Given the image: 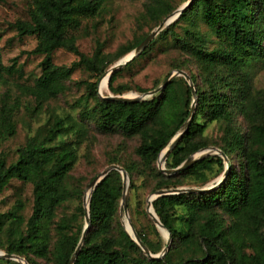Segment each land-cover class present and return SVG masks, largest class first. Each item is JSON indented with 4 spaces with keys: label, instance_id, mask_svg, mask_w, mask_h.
Returning <instances> with one entry per match:
<instances>
[{
    "label": "trees",
    "instance_id": "16d2710c",
    "mask_svg": "<svg viewBox=\"0 0 264 264\" xmlns=\"http://www.w3.org/2000/svg\"><path fill=\"white\" fill-rule=\"evenodd\" d=\"M103 2L32 0L29 20H17L13 24L19 37H36L31 53L43 57L41 74L28 92L36 106H41L65 91V82L75 68H84L97 79L88 85L94 104L85 108L83 116L94 122L101 133L138 137L140 144L136 154L150 168L189 118L192 88L178 76L163 91L139 102L99 98L96 91L99 78L115 61L137 49L150 34L149 31L138 36L131 45L120 48L115 60L103 55L100 47L91 57L81 54L75 45L74 32L82 19L99 14ZM172 11L165 0H146L143 15L152 30ZM199 23L207 30L202 31ZM178 26L180 34L175 31ZM163 28L139 57L150 55L157 43L170 40L196 68L195 76H188L197 97V110L188 130L170 151L166 168H177L204 148L206 145L199 137L208 124L220 121L226 125L220 150L229 161V171L213 189L163 196L152 202L161 225L182 248L183 255L181 251L177 261H172V252L177 247L171 248L161 259L135 260L130 253L141 251L123 227H119L116 238L109 236L123 194L120 173L110 172L91 194L88 208L91 229L73 264H264V95H252L250 72L252 65L264 60V0H192L174 22ZM57 49L73 53L79 60L69 68L56 67L52 55ZM184 67V62H179L173 69L185 72ZM118 74L115 70L110 75L109 89L121 95L127 89L112 88ZM14 112L12 107L0 109V137L3 139L16 133ZM239 115L249 123L245 134L234 125ZM72 132L80 135L81 129L73 130L56 118L42 136L27 139L14 163L8 164L0 154V194L11 180L30 183L33 187V207L27 220L20 214L23 209L20 203L0 214V234L6 231L8 241L6 246L0 245L3 254L16 255L27 264H33L31 257L45 259L49 256L56 264L69 263L84 224L77 227L73 224L76 215L58 223L53 221L56 209L70 201H79L77 216L84 218L85 214L80 201L82 185L70 182L69 173L77 161V143H68L65 139ZM233 155L241 161L239 168L232 164ZM214 166L219 173L224 171L223 159L218 155L208 156L171 176L156 172V190L181 187L180 178L186 177H199L203 185L207 181L205 172ZM124 170L131 173L127 167ZM88 197L89 194L87 200ZM177 207L184 208L186 216L180 218L181 226L176 228L173 211ZM224 216L228 217V225ZM52 224L55 225L53 243ZM137 235L149 252L155 254L145 237ZM187 251L189 256L185 254Z\"/></svg>",
    "mask_w": 264,
    "mask_h": 264
},
{
    "label": "rangeland",
    "instance_id": "374dc122",
    "mask_svg": "<svg viewBox=\"0 0 264 264\" xmlns=\"http://www.w3.org/2000/svg\"><path fill=\"white\" fill-rule=\"evenodd\" d=\"M165 1L169 3L173 9L172 14H174L189 0ZM31 2L32 0H0V109L14 108L13 119L16 128V133L13 137L7 139L0 137V154L5 156L8 164L14 163L17 159L18 150L25 145L27 139L34 135L42 136L44 130L49 128L56 118L63 120L64 125L73 128V130L74 128H80V135L72 132L65 140L68 143H77V161L69 175L70 182L73 185H82L83 193L80 200L82 207L84 208L85 195L92 178L110 166L116 165L123 170L124 167L129 168L131 170L130 174L124 170L128 176L127 217L120 213L121 198L118 213L111 223L109 236L116 238L120 226L125 231L127 229L130 235L133 236L132 230L127 225L128 220L134 232L145 237L155 252V254L151 253L153 256H159L165 248H168V252L171 248L175 249L177 247L172 252V261L179 260L178 254L181 253L182 248L178 247L171 234L165 229L170 234L168 243L167 235L164 236L161 230L153 223L146 210L147 200L156 196L159 192H172L178 189H213L219 185L218 182L225 171V164L222 173H219V169L216 166L205 172L207 181L203 185H201L199 177H186L184 179L180 178V182L183 184L181 187L163 189L161 191L156 190L157 176L155 177V173L171 175L160 171L158 159L150 168L142 163L136 154L140 139L138 137L128 138L119 133H101L94 122L83 116L82 113L85 108H90L94 104L88 85L95 82L97 78L93 77L82 67L74 69L69 79L65 82L66 89L62 94L37 107L36 102L28 92V88L33 86L35 79L41 74L40 62L43 57L31 53L37 43L36 37H19L13 26L17 20H29ZM145 2L146 0H104L99 14L94 18L82 19L76 32H74L75 45L78 51L87 57H91L94 51L100 47L103 55L108 56L110 60H115L120 48L128 47L134 38L143 36L149 31L151 33L157 28L151 30L150 22L144 19ZM198 25L202 31L207 30L203 24L199 23ZM181 26L183 25L181 24ZM164 29L162 28L160 32ZM175 31L180 34L181 27H176ZM129 54L115 61L107 69L105 75L99 78L96 88L99 98L104 99L108 96L136 98L145 94V92L155 90L162 85L170 74L177 71L173 69V66L179 62H184V71L187 74L192 76L196 74V68L191 62L187 61V56L181 54L170 40L161 41L155 45L150 55L145 57H139L138 55L130 61L129 66L126 64L116 70L117 72L119 71V74L112 84V88L120 87L127 90L121 95L114 94L109 89V80L107 84V75L120 60L126 58ZM78 60V56L64 49H57L52 55V61L56 67L69 68ZM250 72L252 75V95L262 97L264 95V60L252 65ZM187 85L189 86L188 83ZM139 90H143L144 93L139 92ZM192 90L195 91L193 84ZM146 99H149V97H145L142 100ZM193 99L195 113L197 110L196 94ZM196 121L200 122V119L197 118ZM234 125L241 133L245 134L248 132L249 123L245 117L237 116ZM225 127L226 125L220 121L208 124L203 134L199 137L200 142L206 146L193 155L210 151V156H214L216 152L211 151L212 149L221 152L220 148L222 139H224ZM161 164L162 168L167 169L166 160L162 161ZM232 164L239 168L241 161L233 155ZM228 171L229 168L225 171V176ZM78 202V200L70 201L59 206L55 211L53 222L58 223L61 219L72 218L73 215H76L73 224L77 227L82 223L85 227L84 218L77 216L76 207ZM19 203L23 207L20 214L24 220H27L33 207L32 184L11 180L0 194V214L7 213ZM150 212L154 217H157L153 208ZM173 214L174 225L177 228L181 226L179 224L180 218L186 216L185 209L177 207L174 209ZM200 219H203V217ZM224 219L226 225H228V217L224 216ZM54 228L55 225L52 224L50 226L51 243L55 241ZM90 229L89 224L86 235ZM7 243V234L6 231H3L0 234V245L6 246ZM0 252L4 253L1 249ZM185 254L189 256L190 253L187 251ZM130 255L135 260L146 257L142 251L139 253L131 252ZM181 255H183V251ZM2 260L0 264H7ZM23 260L25 261V259ZM31 260L33 264H56L51 256L45 259L31 257ZM12 262L14 263L11 264H21L17 261Z\"/></svg>",
    "mask_w": 264,
    "mask_h": 264
},
{
    "label": "water",
    "instance_id": "95a60500",
    "mask_svg": "<svg viewBox=\"0 0 264 264\" xmlns=\"http://www.w3.org/2000/svg\"><path fill=\"white\" fill-rule=\"evenodd\" d=\"M192 0H189L188 3H186L185 5H183L176 13L171 14L170 16H168L167 18H165L160 25L153 30L148 36L147 38L141 43V45L134 50V52L130 53L126 58L120 60L110 71H109V75H107V84H108V80L110 75L112 74V72H114L115 70H118L120 68H122L123 66H125L127 63H129L130 61H132L136 56L140 55V53L142 51H144L146 49V47L150 44V42L153 40V38L161 31V29L165 26L170 24L171 22H173L174 20H176L181 13L190 5ZM182 77L184 78V80L189 84V86L192 88V82L190 80V77L188 76V74H186L183 71H175L174 73L170 74L162 83V85L152 91L146 92L145 94H142L139 97L136 98H128V97H118V96H108L105 99L110 100V101H116V102H139L142 101V99H144L145 97H150L156 93H159L161 91H163V89L166 87V85L175 77ZM192 94L193 97L195 96V91L192 90ZM193 114H194V99H193V104L191 105V110H190V115L189 118L187 119V121L182 125V127L180 128V130L178 131V133L174 136V138L171 139V141L169 142L168 147L162 151L159 155L158 158V168L160 169V171H162L163 173L169 174V175H173L176 174L178 172L184 171L188 168H190L191 166H193L196 162L210 156L211 153L207 152V153H203L200 152L196 155H192L190 157H188L180 166H178L177 168L173 169V170H167L165 168H162V164L161 162L164 160H166L168 154L170 153V151L172 150V148L180 141V139L182 138V136L184 135V133L188 130V127L192 121L193 118ZM211 151H214L216 153H214L215 155H218L223 159L224 164H225V171L228 169V159L222 154V152H220L219 150L216 149H212ZM112 171H116L119 172L122 176V185H123V197H122V201H121V208H120V213L123 214L125 217H127V193H128V176L126 174V172L120 168L119 166H110L108 167L106 170H104L102 173H100L97 177L94 178V180L90 183L89 185V197H88V201H86V199L84 200V210H85V214H84V220H85V224L86 226L84 227V230L82 232L79 244L75 250V252L73 253L71 259L69 260L68 264H73L74 260L76 259L82 245L85 239V235L87 232V229L89 227L90 221H89V214H88V208H89V203H90V197L91 194L93 192V190L95 189V187ZM224 171L222 178L220 179V181L218 182V184L221 183V181L225 178V174L226 172ZM217 184V185H218ZM207 189L204 190H196V189H178V190H174L172 192H159L156 196L154 197H150L147 200V213L149 215V217L152 219L153 223L161 230V232L163 233V230L166 232L167 237H168V243H169V237L170 234L167 233V231L165 230V228L161 225L159 219L157 217H154V215L150 212V209L152 208V202L154 200H156L159 197H163V196H168V195H176L179 193H192V192H203ZM127 225L130 227V229H132L133 232V236L132 237L127 229H126V233L128 234V236L131 238V240H133L136 244V246L143 252V254L149 258V259H161L165 256L167 249L165 248L163 250V252L159 255V256H153L149 250L142 244L140 238L138 237V235L134 232L133 228L131 227V224L129 223V221L127 220ZM126 228V226H125ZM0 258L6 259V260H12V261H17L20 262L21 264H27L23 259L19 258L18 256L15 255H9V254H3L0 253Z\"/></svg>",
    "mask_w": 264,
    "mask_h": 264
},
{
    "label": "bare ground",
    "instance_id": "6f19581e",
    "mask_svg": "<svg viewBox=\"0 0 264 264\" xmlns=\"http://www.w3.org/2000/svg\"><path fill=\"white\" fill-rule=\"evenodd\" d=\"M88 194H89V190L87 191V193H86V195H85V199H86V201H88V200H87V196H88ZM85 199H84V200H85ZM151 209H152V208H151ZM151 209H150V210H151ZM131 230H132V229H131ZM127 231H128V230H127ZM128 233H129V232H128ZM129 234H130V233H129ZM163 234H164V236L167 235L166 232H165L164 230H163Z\"/></svg>",
    "mask_w": 264,
    "mask_h": 264
}]
</instances>
